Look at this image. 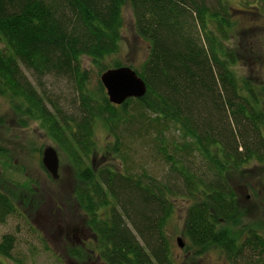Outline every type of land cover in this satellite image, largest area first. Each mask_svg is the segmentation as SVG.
<instances>
[{"label": "trees", "instance_id": "trees-1", "mask_svg": "<svg viewBox=\"0 0 264 264\" xmlns=\"http://www.w3.org/2000/svg\"><path fill=\"white\" fill-rule=\"evenodd\" d=\"M256 3L264 14V0ZM126 4L148 43L141 64L127 66L146 91L113 104L99 77L123 66L111 56ZM230 10L228 0H0V97L21 125L37 121L64 155L75 176L71 196L102 264H174L165 229L178 198L183 249L193 258L216 248L229 264H264L259 225L243 226L240 237L226 226L238 208L227 170L264 163V104L232 69ZM82 57L96 68L94 85ZM47 75L74 90L69 108L43 87ZM97 124L110 137L104 152L112 160L99 167L92 162ZM9 157L0 147L4 169ZM15 212L0 189V223ZM14 242L1 236L0 264L13 260Z\"/></svg>", "mask_w": 264, "mask_h": 264}, {"label": "rangeland", "instance_id": "rangeland-1", "mask_svg": "<svg viewBox=\"0 0 264 264\" xmlns=\"http://www.w3.org/2000/svg\"><path fill=\"white\" fill-rule=\"evenodd\" d=\"M235 26L225 45L235 56L232 69L240 78L252 84L261 104H264V14L256 0H228ZM124 23L121 28L119 51L111 58L124 66L138 67L148 52V43L141 39L134 27L133 13L128 4L123 8ZM0 41V46H3ZM89 70V81L95 84L96 68L87 57L81 59ZM105 59V62H111ZM23 72L38 89L33 74L21 65ZM42 85L60 106L69 108L74 90L64 78L47 75ZM12 107L0 97V147L12 162L11 168H3L0 162V189L7 193L16 205V212L0 223V238L12 234L15 238L12 259L5 264H102L93 248L94 234L86 224V217L74 202L71 191L75 185L74 172L56 143L45 133L37 121L28 120L21 125ZM96 151L92 162L99 167L111 162L104 152L110 139L101 124L94 129ZM55 149L58 156L57 176L43 166L42 155L46 147ZM5 165V164H4ZM147 166L149 164L147 163ZM156 168L160 171L159 166ZM228 180L237 197V221L226 226L240 237L243 226L257 224L264 233V163L251 162L241 168L227 170ZM185 201L175 200L174 212L166 224L174 264H229L216 248L193 258L177 238L185 244L181 234ZM78 253L80 257L73 255ZM15 260V261H14Z\"/></svg>", "mask_w": 264, "mask_h": 264}, {"label": "water", "instance_id": "water-1", "mask_svg": "<svg viewBox=\"0 0 264 264\" xmlns=\"http://www.w3.org/2000/svg\"><path fill=\"white\" fill-rule=\"evenodd\" d=\"M99 79L113 104H121L130 97H141L146 91L144 81L129 66L109 68L101 73ZM42 164L53 177L57 176L58 156L54 148L48 146L44 149ZM177 241L182 247L183 243L178 238Z\"/></svg>", "mask_w": 264, "mask_h": 264}]
</instances>
